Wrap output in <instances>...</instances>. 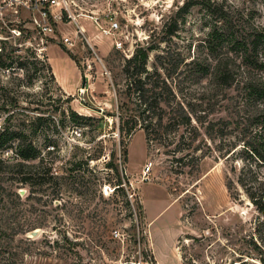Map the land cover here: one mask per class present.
<instances>
[{"label": "rangeland", "instance_id": "374dc122", "mask_svg": "<svg viewBox=\"0 0 264 264\" xmlns=\"http://www.w3.org/2000/svg\"><path fill=\"white\" fill-rule=\"evenodd\" d=\"M67 1L69 10L59 12L55 34L42 57L24 45L16 50L6 47L0 54L10 65L0 70V130L27 135L57 177V184L52 180L40 187L17 183L20 199L9 206L19 221L30 218L26 226L35 228L23 235L29 242L19 241L22 235L11 242L17 251L24 248L16 262L264 264V224L257 233L264 214L236 182L243 164L240 159L221 158L214 151L216 142L200 123H194L199 132L194 148L176 150L191 143L190 132L180 137L183 127L161 140L147 142L143 130L134 125L135 112L123 92V65L136 48L159 47L149 52V69L160 48H170L184 61L199 52L201 39L215 24V15L204 7L206 1L193 0L201 3L179 19L173 36L167 35L166 26L184 0ZM210 2L232 17L245 19L250 13L253 24H264V0ZM106 13L118 20L115 34L102 31L107 26L103 20ZM63 36L71 38V47L65 46ZM116 39L122 42L120 49L114 45ZM52 67L60 79L67 80V91L57 83ZM206 87L208 82L203 80L189 88L197 115L204 113L206 105L201 101L207 95ZM71 109L91 118L74 122ZM218 110L210 117L227 115L228 109ZM15 144L5 158L14 155ZM51 145L55 149L47 154ZM148 161L152 167L145 174ZM78 162L87 164L73 169ZM112 166L129 180L128 185L122 184L123 190L112 191L117 182ZM257 170L264 179V165ZM229 178L233 182L230 190L226 187ZM105 185L111 189H104ZM2 186L8 188L9 183ZM87 186L93 197L90 200ZM4 201L6 205L9 202L6 197L0 202V213L8 218L11 209L1 207ZM34 229L39 230L38 235L29 237ZM64 236L78 243L69 250Z\"/></svg>", "mask_w": 264, "mask_h": 264}, {"label": "trees", "instance_id": "16d2710c", "mask_svg": "<svg viewBox=\"0 0 264 264\" xmlns=\"http://www.w3.org/2000/svg\"><path fill=\"white\" fill-rule=\"evenodd\" d=\"M205 1L204 7L208 13L215 15V24L209 27L205 38L201 39L199 52L189 61H184L175 57L173 54L176 52H172L170 48H160L149 69V52L159 47L151 44L145 48H136L123 65V92L133 106L136 118L134 125H139L143 130L147 142L161 140L183 127L180 137L186 131L190 132L191 143L176 150L189 149L199 135L194 123L204 125L205 133L216 142L214 151L221 158H233L234 161L240 159L243 163L236 182L243 188L256 210L264 214V179L257 170L264 165V24H253L250 13L245 19L239 15L232 17L219 5L210 0ZM197 3L201 2L183 1L166 26L167 35L175 34L179 19ZM0 66L10 67L1 59ZM203 80L208 82L205 89L207 95L201 101L206 106L204 113L197 115L196 102L192 100L189 88L192 83ZM227 90H232L233 93H227ZM195 99L198 101V98ZM218 107L228 109L227 115L211 118L210 115L220 112ZM70 114L74 122L91 118L72 109ZM121 130H124L123 126L120 127ZM131 130L132 128L125 132ZM15 142L14 155L11 158L0 157V202L5 197L9 200L7 205L4 201L1 206L6 210L11 209L9 204L14 206L15 200L20 199L16 190L18 182L36 187L52 180L57 184L50 162L45 160L40 148L27 135L13 129L0 130V152L10 150ZM51 146L52 148L47 149V154L55 149ZM34 160L37 162L25 163ZM84 163L87 164L76 163L77 166H73V169ZM112 168L117 179L113 191L123 190L122 184L128 185L129 180L116 167ZM230 169L235 171L234 167ZM3 182H8L9 187H3ZM254 183H257L256 187ZM232 184V179L229 178L226 182L228 190ZM89 190L87 186V200L93 198ZM122 195L126 196L124 192ZM99 198L102 199V195L99 194ZM125 203L129 206L127 198ZM10 211L8 218H3L0 213V264H20L16 262V257L19 252H24V248L17 251L12 248L11 242L20 235L19 241L29 242L23 235L35 228L26 226L31 223L30 218L19 221L17 213L12 209ZM261 224L264 222L258 224L257 233L260 232ZM64 240L69 245V250L78 243L76 240H69L67 236H64ZM10 248L12 250H8ZM259 260L263 262L262 258Z\"/></svg>", "mask_w": 264, "mask_h": 264}, {"label": "built area", "instance_id": "2783aa9c", "mask_svg": "<svg viewBox=\"0 0 264 264\" xmlns=\"http://www.w3.org/2000/svg\"><path fill=\"white\" fill-rule=\"evenodd\" d=\"M62 10H69L67 0H0V54L6 47L16 50L17 47L24 45L30 47L37 56L42 57L47 44L55 34L54 23L60 19L59 12ZM103 17L107 26L102 31L115 34L119 29L115 15L106 13ZM78 28L81 33L84 32V28ZM62 39L65 46L71 47L70 37L63 36ZM114 45L120 49L121 40L116 39ZM2 67L0 66V70ZM7 154L8 151L4 150L0 152V157L5 158ZM151 167L152 162L148 161L144 165L143 172L148 173ZM107 188L111 189L109 185H105L104 189Z\"/></svg>", "mask_w": 264, "mask_h": 264}, {"label": "crops", "instance_id": "0c3cea01", "mask_svg": "<svg viewBox=\"0 0 264 264\" xmlns=\"http://www.w3.org/2000/svg\"><path fill=\"white\" fill-rule=\"evenodd\" d=\"M48 59H49V56H48ZM68 61L71 62L73 64V66L76 68V64H75V62L72 59L71 60L69 59ZM52 69H53L54 77L56 78L57 83L60 85V87L62 89H64L65 91H67L68 90V86H69L67 84V80L66 79H60L59 73L56 71V69L53 68V67H52ZM77 82H78V80L76 78V83Z\"/></svg>", "mask_w": 264, "mask_h": 264}, {"label": "water", "instance_id": "95a60500", "mask_svg": "<svg viewBox=\"0 0 264 264\" xmlns=\"http://www.w3.org/2000/svg\"><path fill=\"white\" fill-rule=\"evenodd\" d=\"M86 87V79L83 76L82 83H81V88L84 89ZM20 192H23V190H20ZM38 229H34L29 233V237H35L38 235Z\"/></svg>", "mask_w": 264, "mask_h": 264}]
</instances>
